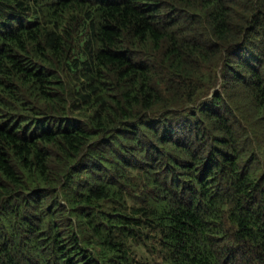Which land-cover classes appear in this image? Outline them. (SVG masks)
Masks as SVG:
<instances>
[{"label": "trees", "instance_id": "trees-1", "mask_svg": "<svg viewBox=\"0 0 264 264\" xmlns=\"http://www.w3.org/2000/svg\"><path fill=\"white\" fill-rule=\"evenodd\" d=\"M264 264V0H0V264Z\"/></svg>", "mask_w": 264, "mask_h": 264}, {"label": "rangeland", "instance_id": "rangeland-1", "mask_svg": "<svg viewBox=\"0 0 264 264\" xmlns=\"http://www.w3.org/2000/svg\"><path fill=\"white\" fill-rule=\"evenodd\" d=\"M156 251L157 249L154 245V240L149 243L148 248H142V247L135 248V252L138 253L137 254L138 259L152 264H154L157 260L160 259V256Z\"/></svg>", "mask_w": 264, "mask_h": 264}]
</instances>
